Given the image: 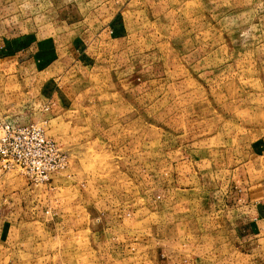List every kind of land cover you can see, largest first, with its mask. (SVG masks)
I'll list each match as a JSON object with an SVG mask.
<instances>
[{"label": "rangeland", "instance_id": "obj_1", "mask_svg": "<svg viewBox=\"0 0 264 264\" xmlns=\"http://www.w3.org/2000/svg\"><path fill=\"white\" fill-rule=\"evenodd\" d=\"M0 60L67 158L0 170V264H264V0H0Z\"/></svg>", "mask_w": 264, "mask_h": 264}, {"label": "built area", "instance_id": "obj_2", "mask_svg": "<svg viewBox=\"0 0 264 264\" xmlns=\"http://www.w3.org/2000/svg\"><path fill=\"white\" fill-rule=\"evenodd\" d=\"M66 163L65 154L42 127L0 118V170L18 168L30 182L46 184Z\"/></svg>", "mask_w": 264, "mask_h": 264}, {"label": "crops", "instance_id": "obj_3", "mask_svg": "<svg viewBox=\"0 0 264 264\" xmlns=\"http://www.w3.org/2000/svg\"><path fill=\"white\" fill-rule=\"evenodd\" d=\"M21 40H22V39H21ZM21 40H20V41H21ZM16 45H17V47L25 48V47L22 45V43L19 42V41H17L15 44H12L11 47L15 49ZM31 48H33V45L31 46ZM19 49H20V48H18V50H19ZM23 50H24V49H23ZM25 52H27V51H25ZM0 62H1V60H0ZM16 64H17V61H16L15 63L10 64V65H6L5 67H3V69L6 70V71L11 72V70H15V69H16V66H15ZM236 207H237V206H236ZM235 211H236V210H235ZM231 213H232V214L235 213V214L232 215V216H234L233 219L235 218V220H237V222H238V219H240V213H239V211L234 212V210L232 209ZM244 214H245V213H244Z\"/></svg>", "mask_w": 264, "mask_h": 264}]
</instances>
